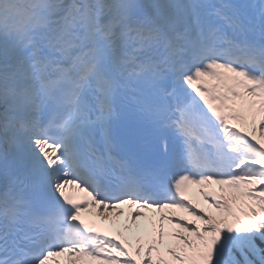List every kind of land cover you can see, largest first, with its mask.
Here are the masks:
<instances>
[{"label": "snow or ice", "instance_id": "6c2138e0", "mask_svg": "<svg viewBox=\"0 0 264 264\" xmlns=\"http://www.w3.org/2000/svg\"><path fill=\"white\" fill-rule=\"evenodd\" d=\"M65 254L264 264V0H0V264Z\"/></svg>", "mask_w": 264, "mask_h": 264}, {"label": "bare ground", "instance_id": "6f19581e", "mask_svg": "<svg viewBox=\"0 0 264 264\" xmlns=\"http://www.w3.org/2000/svg\"><path fill=\"white\" fill-rule=\"evenodd\" d=\"M189 188L191 189V191H189V192L187 191V193H186L187 198L193 203V205H198L199 207L204 208L206 210L207 209V205L205 204L204 199L202 198V196H200L199 192H197L195 190L196 186L192 185ZM127 210H128L127 207H125V213H127ZM92 211H94V210H92ZM178 213H181V215H183V216L184 215H188L187 212H181V211L176 212V214H178ZM120 219L123 221L124 218L121 217ZM105 223L107 224V222H105ZM140 223L143 225L145 222L141 220ZM58 258L60 259L62 264H65L64 256L58 257Z\"/></svg>", "mask_w": 264, "mask_h": 264}]
</instances>
